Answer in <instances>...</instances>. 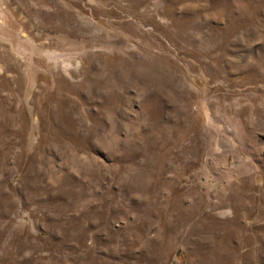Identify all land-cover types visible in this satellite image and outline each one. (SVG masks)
<instances>
[{
    "label": "rangeland",
    "instance_id": "374dc122",
    "mask_svg": "<svg viewBox=\"0 0 264 264\" xmlns=\"http://www.w3.org/2000/svg\"><path fill=\"white\" fill-rule=\"evenodd\" d=\"M0 264H264V0H0Z\"/></svg>",
    "mask_w": 264,
    "mask_h": 264
}]
</instances>
